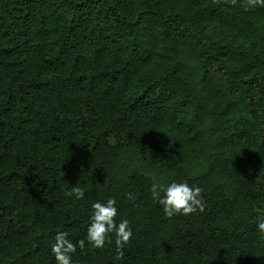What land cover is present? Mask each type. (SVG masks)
<instances>
[{
	"label": "trees",
	"instance_id": "16d2710c",
	"mask_svg": "<svg viewBox=\"0 0 264 264\" xmlns=\"http://www.w3.org/2000/svg\"><path fill=\"white\" fill-rule=\"evenodd\" d=\"M243 3L0 0V264H56L108 197L132 236L74 264H264V4ZM172 180L204 210L164 216Z\"/></svg>",
	"mask_w": 264,
	"mask_h": 264
},
{
	"label": "clouds",
	"instance_id": "9594fccd",
	"mask_svg": "<svg viewBox=\"0 0 264 264\" xmlns=\"http://www.w3.org/2000/svg\"><path fill=\"white\" fill-rule=\"evenodd\" d=\"M257 3L264 4V0H244L243 6L247 7ZM201 188L197 185H190L186 180H172L166 185L156 183L150 186V195L155 203L161 206L164 216L171 218L174 215H189L204 210V204L200 195ZM65 195L74 196L79 200L84 196L83 190L78 186H72L65 190ZM117 201L115 197H108L106 200H96L90 204L91 214L86 225V233L83 240L75 243L64 231L55 233L50 246L56 264H74L73 254L77 246L83 248L85 242L93 249L103 248L106 241L114 237L118 254L129 238L132 236V228L127 219L117 221ZM255 227L258 233L264 237V215L255 218Z\"/></svg>",
	"mask_w": 264,
	"mask_h": 264
}]
</instances>
